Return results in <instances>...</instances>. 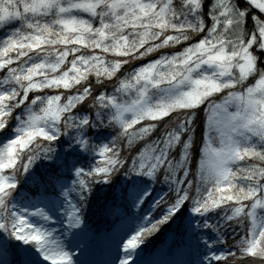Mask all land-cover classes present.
<instances>
[{
  "label": "snow or ice",
  "instance_id": "6c2138e0",
  "mask_svg": "<svg viewBox=\"0 0 264 264\" xmlns=\"http://www.w3.org/2000/svg\"><path fill=\"white\" fill-rule=\"evenodd\" d=\"M249 6L264 13V0L245 5L237 0H0V70L6 72L0 85V232L28 246H16L11 264H149L144 250L137 249L160 226L175 238L185 237V247L192 238L207 247L221 245L224 250L211 256L216 264H227L237 252L264 258V219H257V209L264 210V18L247 11ZM174 45L183 50L159 55L119 81L115 93L130 100L100 92L104 78L111 80L128 63L106 61L104 54L140 60ZM88 49L92 53L82 51ZM69 56L71 67L58 72ZM92 73L96 85L84 86ZM61 88H76L77 94H36ZM224 92L217 103L216 94ZM88 97L94 115L77 107ZM204 104L207 122L197 169L194 161L190 167L192 126ZM164 117L170 118L165 134L132 157L129 167L121 159V137L130 147ZM116 126L117 135L99 148L102 166L86 162L83 154L92 156L95 149L93 136ZM14 167H22L23 182L3 174ZM122 170L130 179L114 185L112 173ZM160 171L175 200L167 208L158 207L164 197L153 200L149 211H159L160 218H149L143 205ZM85 176L109 194L99 211L122 218L120 239L100 262L89 253L111 237L82 217L85 193L95 195ZM73 194L79 202L69 199ZM222 204L228 205L224 215L209 223V213ZM189 205L199 218L195 223L182 211ZM29 217L54 223L44 227ZM234 223L243 235L228 243L224 237ZM205 229L215 233L212 245L203 240ZM129 230L135 235L125 243Z\"/></svg>",
  "mask_w": 264,
  "mask_h": 264
},
{
  "label": "trees",
  "instance_id": "16d2710c",
  "mask_svg": "<svg viewBox=\"0 0 264 264\" xmlns=\"http://www.w3.org/2000/svg\"><path fill=\"white\" fill-rule=\"evenodd\" d=\"M178 2H179V0H178ZM237 3L240 4V5H245L248 2L246 0H237ZM246 10H248V11H250L252 13L253 12H258L256 9H254L251 6H249ZM251 24L252 23L249 24V26H248L249 28H250ZM6 31H7V29H6ZM193 42H195V36L193 37ZM177 48H178V50H182L183 49L181 47V45H178ZM82 51H87L88 53H92L93 50L88 49V50H82ZM95 54L100 55L101 53L97 49V50H95ZM159 55H160V52L157 51L156 53H153L150 56L144 57V58H142L140 60H132V59L127 58V57L117 56L114 53L104 54V59L106 61L116 62V61H122V60L128 59V63L127 64H122L121 70L111 80H109L107 78H104L105 87L101 88L100 92L101 93H106L108 95H113V94L116 95L115 88L118 86L119 81L124 79L125 74L133 71L134 68L141 67L143 64H146V62L152 61V59H154V58H159ZM53 59H54V57H53ZM71 59H72V57L69 56L68 57V62L66 63V65L61 66V68H64L66 66H68V68H70L71 67V64H70ZM68 68L65 71H67ZM3 74H6L5 70H0V85H2ZM56 74H58V73H56ZM52 75H55V74H52ZM82 84L84 86L96 85V76H95V74L92 73L91 75H89L88 81L87 82H82ZM80 91H82V89H80ZM36 94H41V95H43V94H59V95H62V98H66L67 95H75V94H77V89L76 88H73V89H70V90L62 89V88L61 89H45V90H42L41 92L36 93ZM32 95H34V94L30 93V96H32ZM119 100H122V98L119 97ZM77 107L80 108L84 112V114H91V115L95 114V108L93 107V98L92 97H88L87 98V103L86 104L82 103V104L78 105ZM206 108H207V104H204V105H201L198 110H196V115L202 113V116L200 117V121H203V113H204V110ZM197 118H199V117H197ZM172 119L173 120L175 119V114H173ZM155 123L157 124V128L153 131V133H151L148 137H145L144 139L136 140V143L131 146V149H134V152H131L132 154L138 153V149L143 144L146 145L145 142L152 143L153 141H156V140L160 139L165 134L166 125H168L170 123V118L169 117H164L163 118V122L157 121ZM139 126L140 125H137L136 127H139ZM96 131H101V130H96ZM118 131H119V126H116L115 128H109V129L102 130V135L93 136L92 144L95 145V149L92 151V156H89L87 154H83L84 157H85V161L86 162H92L93 165L100 164L102 166L103 157H101L99 155V148L102 147L104 144L109 143L111 141V139L114 136L117 135ZM123 139L126 140V138H123ZM185 139H186V137H185ZM122 143L123 142L120 139V142H119L120 146L122 145ZM125 145L127 146V142L126 141H125ZM57 150L59 151V146L57 147ZM106 155H111V153H108ZM24 159L26 160V156L24 157ZM121 159L126 160L128 162V166L130 167V165H131L130 162L131 161L127 157V151L121 150ZM37 171H39V168H37ZM124 172H126V170L117 171V172L112 173L111 181H112V183L114 185H118V184H120V183H122V182H124L126 180L125 177L122 176V173H124ZM3 174L6 175V176H15L16 180L18 182H23V180H24V174H23L22 167L19 170H17L16 167H14L12 169H5ZM81 178L85 179L86 181H88L91 188H97V189H94V193L96 194L95 198H97V199L90 200V198H91L90 195H88V194L86 195V193H85V195L88 198L84 202V207H83L82 213H84V215H86L85 211H87L88 213H91L92 209H94L95 207L96 208L99 207V203L100 202H103V201H105L106 199H109V198L106 197V199L101 200L102 197H101L99 189H98L99 186L94 184V181H93L92 177L85 176V177H81ZM128 179H130V178H128ZM167 185L168 184H166V183H162V184L158 185L157 190H156V192H158V190H162L163 193L166 194L164 201H166V199L168 197V194H169V188L166 187ZM26 190L34 191V189H32L30 186H26ZM153 191H154V189H153ZM171 194L172 193H170L169 196ZM103 195H107V193H105ZM107 196L109 197V194ZM76 201L79 202L78 201V197H76ZM93 202H94V204H93ZM158 207L164 208L163 204L159 205ZM225 207H226L225 204H222L221 207H220L221 209H216L217 212H215L213 216H215V217H217L219 219V217L221 216V213H222L221 210H222V208L224 209ZM157 213L159 215H157ZM216 213H219V216L216 215ZM95 215L97 217L103 216V214L101 212L99 214H95ZM117 216L118 215L112 214L111 218H117ZM213 216L209 217V223L217 222L216 218H214ZM82 217L85 218L86 216H82ZM155 217L157 219L160 218V212L159 211H156ZM194 219H195V222H196V220L199 219V218L196 217V215L194 214ZM161 227L162 226H160V228ZM165 234H166V232L162 230L156 235V237L158 239L159 238L162 239L165 236ZM214 237H215V233H213L210 229L203 230V239L204 240H209V242L212 244ZM233 237L234 236H231L229 238V240H233L234 241ZM179 238H182V236L179 237ZM173 243H175V241H173ZM240 260H244L245 262L255 260V261H257V264H264V258L247 257V256L241 257L239 252H237V256L235 258H233L232 260H228L227 264H239ZM221 264H224V262H221Z\"/></svg>",
  "mask_w": 264,
  "mask_h": 264
},
{
  "label": "rangeland",
  "instance_id": "374dc122",
  "mask_svg": "<svg viewBox=\"0 0 264 264\" xmlns=\"http://www.w3.org/2000/svg\"><path fill=\"white\" fill-rule=\"evenodd\" d=\"M179 2H180V0H179ZM179 2H178V0H176V1L174 0V3H179ZM247 2H248V0H247ZM257 10H259V9H257ZM252 14L254 16L259 17V18H264V13L253 12ZM81 15L84 18H88V16H87L86 13H81ZM251 23L252 24H251V26H250L249 29H252L255 26V21H252ZM177 46L178 45H174V46H172L170 48L160 49V50H158V52H160V55H173L177 51H182V50H178ZM149 62H151V61H149ZM149 62H146V63H149ZM67 68H68V66H66L64 68H61L60 70L61 71H65ZM60 70H58V71H60ZM126 75L127 74H125V76ZM254 82L255 81L253 80L252 83H254ZM226 94H227L226 92H224L222 94L221 93L216 94V96H215L216 102L217 103L221 102L223 100V96L226 95ZM134 95H135V93L133 92L132 93V97H134ZM116 96L118 98V101H121V102L122 101H125V100H130L131 99V97L128 94H126V93H124V94L116 93ZM119 97H121L122 100H119ZM229 110L230 111H234L235 109L234 108H230ZM196 116L199 117V118H197L195 124L192 126V128H193V133H192V135H193V150H192V153H191V155H192V161H190V167H192V162L194 161L195 168L198 169L199 168V165H200V160H201L200 149L203 148V146H204V132L206 130L207 115H206V112L204 111V113H203V121H200V117L202 116V113L201 114H197ZM145 123L146 122H141V125H143ZM134 127H136V126H134ZM121 140H122L123 143L120 146V148H121V150L127 151V157L130 159V161H131L132 157H135V156L139 155L140 152L144 151L145 148H146V146L148 144H151L150 142H145L146 145L143 144L138 149V153L132 154L131 152H134V149H131V146L134 145L136 143V141H134L133 144L129 147L128 146L127 139L125 140V139H123L121 137ZM125 141L127 142V146L125 145ZM173 155L178 158V152H174ZM240 163H241V166H243V163L242 162H240ZM257 163H259V162H257ZM130 164H131V162H130ZM122 176L125 177L126 180L129 178L127 171L124 172V173H122ZM137 179H146V178H144V177H138ZM162 183L168 184L167 182H165L164 172L163 171H160L157 174V179L155 181H150V185H152L157 190L156 184L157 185H160ZM166 187L169 188V184ZM209 187H211V185H209ZM94 189H97V188H91V190H92L93 193H94ZM170 193H172L171 194L172 196L171 195L169 196ZM87 194L88 193H86V195ZM153 194H154L153 195V197H154L153 200H158L159 193H153ZM169 194H168V197H167L168 199H166V201H164V203H163V207L164 208H167L169 206V204L171 202H174V200H175V192L169 190ZM95 195H90V197H91L90 200L97 199V198H95ZM100 195L102 197L101 200L106 199V197L109 198L107 196L108 194L107 195H103V194L100 193ZM205 195H207V193H205ZM169 197L171 199H169ZM244 203L247 204V202H244ZM93 204H94V202H93ZM101 204H102V202L99 203V207L98 208L95 207L94 209H92L91 213H88L87 211H85L86 217L84 219L87 221L89 218L94 217L95 214H99L100 213L99 208H100V205ZM225 206L227 207L228 205H225ZM190 207H191V205H189V208L182 209V211H184L186 217H191L193 219V223H194L195 222L194 221V213L191 212ZM33 210L34 209L29 210V211H33ZM148 210H149V206L147 207L146 211H148ZM135 211H137V210L136 209L135 210L133 209V212H135ZM215 212H217V210H215ZM215 212L209 213V217L213 216ZM221 212H222L221 213V216H223L224 213H223L222 210H221ZM115 215H118V214H115ZM213 217L216 218V220H218L217 217H215V216H213ZM29 219H30V222L43 225L44 227H48L49 224H53L54 223L53 221H49L46 224L42 220H39V218H33V217H29ZM257 219L258 220L264 219V210L257 209ZM247 223L250 225L251 222L250 221H247ZM59 227H60L59 224H55V229L58 230ZM133 227H136V224L135 223H133L131 225V228L132 229H133ZM165 227L162 226L161 229L163 231H165L166 234L170 235L171 234V230L169 228H167V227L165 228ZM121 228H122V221L120 223H118V225L115 227L114 232L111 235H109V237H111V239L110 240H106L103 244H100V246L103 247L102 251L104 250V253L102 255H98L97 253L94 252V255H93V252L91 251L89 253V258L90 259H93V260H95L97 262H100V261H103V260L107 259L108 258V252H109V250L110 249H113V250L115 249V243H114V241H118L120 239ZM233 228H235V232H232L233 231L232 230ZM162 230L154 231V232H152V233L149 234L150 237H146V238L148 240L157 239L155 236L160 231H162ZM227 231H228V235L226 237H224V239L228 243H235V240L234 241L233 240H229V238L231 236H236L237 234H239L241 236L243 235V231L241 230V227L238 224H235V223L233 224L232 228H229ZM130 233L133 235L132 230H129L127 232V234H126V236L124 238V242L125 243L127 242V239H130V238H128V236H129ZM54 235H55V237L57 239H60L59 231H55ZM185 240H186V238H185ZM195 242L196 241H194V238H192L191 240H188L187 243L190 244V247H185L184 246L182 248V251L179 252V253H177V254H175V255H173L171 257V259L167 262V264H189V262L192 259H194V258H199L202 261V264H213V263H215V261H213V262L211 261V256L214 255V254H219V252H222L224 250L222 248V246L221 245H218V244L215 245L213 249H211V248L209 249V248H207V246H203V245H200V248H198L197 247V244ZM19 247H28V246L23 245L22 242H20L19 243ZM106 248H108V249H106ZM139 248H140V246H139ZM1 251H2V246L0 245V253H1ZM74 251L78 252V250H74ZM121 251H122V245H121ZM233 251H236V249H233ZM235 257H228L227 261L228 260H232ZM158 260H159L158 264H164L163 262H166L167 261V257H160ZM48 264H50V262H48Z\"/></svg>",
  "mask_w": 264,
  "mask_h": 264
}]
</instances>
